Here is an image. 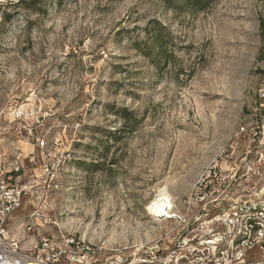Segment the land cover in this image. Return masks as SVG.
<instances>
[{"label": "rangeland", "instance_id": "obj_1", "mask_svg": "<svg viewBox=\"0 0 264 264\" xmlns=\"http://www.w3.org/2000/svg\"><path fill=\"white\" fill-rule=\"evenodd\" d=\"M16 1L0 0V150L37 153L40 138L73 157L50 223L19 242L63 235L127 264H264V0ZM162 188L169 216L148 209Z\"/></svg>", "mask_w": 264, "mask_h": 264}, {"label": "built area", "instance_id": "obj_2", "mask_svg": "<svg viewBox=\"0 0 264 264\" xmlns=\"http://www.w3.org/2000/svg\"><path fill=\"white\" fill-rule=\"evenodd\" d=\"M34 142L37 153L0 150V264H127L120 255H107L102 247L72 237L41 238L29 247L15 237L21 227L29 233L50 223L44 204L59 191L57 179L73 158L68 150L48 148L43 139Z\"/></svg>", "mask_w": 264, "mask_h": 264}, {"label": "trees", "instance_id": "obj_3", "mask_svg": "<svg viewBox=\"0 0 264 264\" xmlns=\"http://www.w3.org/2000/svg\"><path fill=\"white\" fill-rule=\"evenodd\" d=\"M180 2L178 3L179 6H175L176 8H178L179 10H187L189 12H196V11H201L204 10L209 3L212 0H179ZM42 0H17L16 2H10L12 4L13 7H24V8H33L35 5V3H41ZM33 5V6H32ZM10 18V14H7L5 12L2 13V19H4L5 21L9 20ZM154 22V29H152L154 32V34L152 35V42L151 44L156 45V47L158 48V50H156V55L155 57L161 55V52H163L162 49V41H163V26L160 25L158 22L153 21ZM157 26V27H155ZM150 44V43H149ZM145 42L146 47L148 48V52H145L146 55H150L152 53L153 50H151V48L153 47L152 45H149ZM164 44V43H163ZM122 115V117H127V113H120ZM252 220V219H251ZM251 227H255V221L252 220L250 221ZM253 224V225H252Z\"/></svg>", "mask_w": 264, "mask_h": 264}, {"label": "bare ground", "instance_id": "obj_4", "mask_svg": "<svg viewBox=\"0 0 264 264\" xmlns=\"http://www.w3.org/2000/svg\"><path fill=\"white\" fill-rule=\"evenodd\" d=\"M169 207H170V202L168 200L167 192L165 191L164 188H162L159 192L158 197L151 202L148 209L152 211L155 210L159 212V214H166V216H169L168 213L169 211L167 210ZM210 242H214V241H209V243Z\"/></svg>", "mask_w": 264, "mask_h": 264}]
</instances>
